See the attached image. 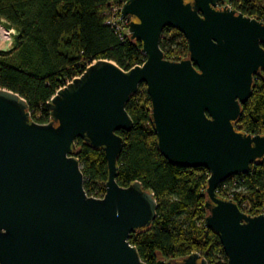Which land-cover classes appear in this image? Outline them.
I'll list each match as a JSON object with an SVG mask.
<instances>
[{
    "label": "water",
    "instance_id": "water-1",
    "mask_svg": "<svg viewBox=\"0 0 264 264\" xmlns=\"http://www.w3.org/2000/svg\"><path fill=\"white\" fill-rule=\"evenodd\" d=\"M224 0H129L121 16L140 41L145 62L129 71L95 61L48 103L51 122L31 119L26 101L0 89V264H145L131 233L157 217L154 194L117 183L124 141L133 126L126 105L147 87L157 147L171 164L209 173L205 218L227 264H264V215L251 216L219 197L226 180L264 161V136L236 126L264 73V23ZM181 33L188 57L165 59L164 29ZM83 140L102 149L106 193L87 195L75 154ZM158 264H208L200 255Z\"/></svg>",
    "mask_w": 264,
    "mask_h": 264
},
{
    "label": "trees",
    "instance_id": "trees-1",
    "mask_svg": "<svg viewBox=\"0 0 264 264\" xmlns=\"http://www.w3.org/2000/svg\"><path fill=\"white\" fill-rule=\"evenodd\" d=\"M127 1L0 0V24L15 31L13 47L0 51V89L17 93L28 104L31 119L46 125L52 120L48 103L94 61H112L125 71L143 65L141 42L121 36L107 25L112 9ZM227 1L232 9L264 23V0ZM160 47L169 61L188 57L187 41L176 30L164 29ZM126 110L133 126L130 132H118L124 147L118 159L117 183L128 187L139 182L157 202L156 220L131 233L130 244L145 264L182 260L196 253L208 264H227L219 236L205 226L208 171L171 164L159 152L145 84L139 86ZM236 128L264 136V73L254 78L252 95L242 105ZM75 147L87 195L103 198L108 180L103 150L81 139ZM217 194L239 207L247 202L251 216L263 214L264 161L252 165L247 175L220 184Z\"/></svg>",
    "mask_w": 264,
    "mask_h": 264
},
{
    "label": "built area",
    "instance_id": "built-area-1",
    "mask_svg": "<svg viewBox=\"0 0 264 264\" xmlns=\"http://www.w3.org/2000/svg\"><path fill=\"white\" fill-rule=\"evenodd\" d=\"M225 5L232 9V6H230L228 4V1H225ZM121 9H122V6L119 7V8L118 7H114L112 9V14L110 15V18L107 20V25L112 26L115 29V31L117 33H119V35H121V36H123V35L124 36H129L130 19L129 18H123L121 16ZM14 35H15V31L14 30L5 29V27L0 24V45L1 46L4 45V47L11 48L12 44H13ZM90 66H88V67H90ZM71 82L72 81L67 82V84L64 87H62L61 89L67 87V85L70 84ZM240 209L242 210V212L248 214V212L250 210V205L247 202H243L241 207H240ZM261 215H264V213L261 214Z\"/></svg>",
    "mask_w": 264,
    "mask_h": 264
},
{
    "label": "rangeland",
    "instance_id": "rangeland-1",
    "mask_svg": "<svg viewBox=\"0 0 264 264\" xmlns=\"http://www.w3.org/2000/svg\"><path fill=\"white\" fill-rule=\"evenodd\" d=\"M225 1H227V0H225ZM225 1L222 2V4L220 5V7H224V6H226V5H225ZM5 29H6V28H5ZM12 47H13V44H12ZM12 47H11V48H12ZM11 48L4 47V45H2V46L0 45V51H2V50H10Z\"/></svg>",
    "mask_w": 264,
    "mask_h": 264
},
{
    "label": "bare ground",
    "instance_id": "bare-ground-1",
    "mask_svg": "<svg viewBox=\"0 0 264 264\" xmlns=\"http://www.w3.org/2000/svg\"><path fill=\"white\" fill-rule=\"evenodd\" d=\"M123 6V5H122ZM139 66H141V65H139ZM81 77V76H80ZM80 77H77V78H80Z\"/></svg>",
    "mask_w": 264,
    "mask_h": 264
}]
</instances>
